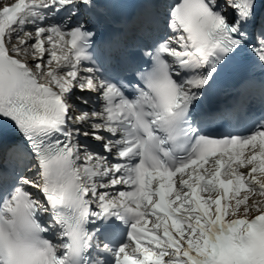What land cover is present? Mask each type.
I'll return each instance as SVG.
<instances>
[{"label":"snow or ice","instance_id":"1","mask_svg":"<svg viewBox=\"0 0 264 264\" xmlns=\"http://www.w3.org/2000/svg\"><path fill=\"white\" fill-rule=\"evenodd\" d=\"M112 2L0 0V264H264V115L214 136L198 107L237 54L264 67V0H145L147 69L97 40Z\"/></svg>","mask_w":264,"mask_h":264},{"label":"bare ground","instance_id":"2","mask_svg":"<svg viewBox=\"0 0 264 264\" xmlns=\"http://www.w3.org/2000/svg\"><path fill=\"white\" fill-rule=\"evenodd\" d=\"M84 94H86V93H84ZM87 95H89V96H91V97L93 96V94L90 95V94H88V93H87ZM95 98H96V97H95ZM90 140L95 141V140H93V139H90Z\"/></svg>","mask_w":264,"mask_h":264}]
</instances>
